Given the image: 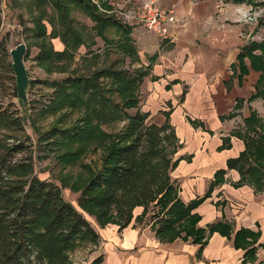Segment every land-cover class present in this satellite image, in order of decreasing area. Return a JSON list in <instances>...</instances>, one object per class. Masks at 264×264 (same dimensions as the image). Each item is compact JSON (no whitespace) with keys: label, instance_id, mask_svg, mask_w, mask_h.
<instances>
[{"label":"trees","instance_id":"obj_1","mask_svg":"<svg viewBox=\"0 0 264 264\" xmlns=\"http://www.w3.org/2000/svg\"><path fill=\"white\" fill-rule=\"evenodd\" d=\"M99 1L105 4L106 0ZM232 1L245 3L247 0ZM36 2L39 6L49 4L53 7L57 22L62 25L59 37L69 48L62 54L47 50L39 57L41 62L62 55L73 58L75 52L86 44V37L74 27L76 19L71 12L75 10L90 18L95 24L91 31L104 41L106 47L112 45L109 39L112 28H118L121 31V38L116 40L118 50L122 56L135 59L131 27L119 26L113 16L103 14L92 0ZM45 28L39 19L35 26L37 39L45 38ZM94 55L96 53L89 51L87 57ZM246 60L253 70L261 73L256 84L257 92L249 100L252 102L264 98V39L252 41L242 48L238 56L241 76L248 73ZM10 70L13 71L12 66ZM147 75L143 68L115 66L87 75L75 72L54 83V99L37 114H56L66 109L84 112L81 121H75L72 128L53 126L48 137L42 138V146H51L48 150L53 151L56 145L61 147L63 141L82 142L87 146L93 143L94 150H103L100 168L83 165L87 177H79L73 183V190L81 192L80 210L64 198L58 186L35 174L33 143L28 138L20 140L14 135H20L24 130L25 117H29L26 114L28 109L25 110L27 105L19 101L22 114L19 111L0 112V264H72L71 253L100 241L99 233L85 214L96 218L101 227L115 224L123 230L131 225L136 207L144 208L143 215L136 222L150 223L157 238L174 240L185 233L184 239L192 238L194 243L203 240L205 232L197 228L200 217L193 211L224 182L226 171L216 173L205 197L188 204L182 202L179 188L171 177L179 162L174 156L180 144L169 122V114L166 123L158 125L151 121L150 113L140 109L141 87ZM130 110L136 112L132 115ZM233 117L228 116L229 119ZM118 122L122 126L116 133L108 134L102 128ZM241 137L245 151L238 158L228 160L227 168L239 171V185L247 184L256 192H263L264 124L255 112L246 119V131ZM14 138L15 141L10 142ZM230 147V141L224 139L219 149ZM81 152L68 153L61 159L67 165L76 164ZM210 231L213 232L214 228ZM103 262L100 255L91 264Z\"/></svg>","mask_w":264,"mask_h":264},{"label":"crops","instance_id":"obj_2","mask_svg":"<svg viewBox=\"0 0 264 264\" xmlns=\"http://www.w3.org/2000/svg\"><path fill=\"white\" fill-rule=\"evenodd\" d=\"M142 1L106 0L102 6L113 11L117 2L135 7ZM156 1L162 8L176 11L178 23L169 26L167 39L142 25H126L131 27L136 50L135 59L126 58L137 64L135 68L148 72L141 89L146 92L142 110L150 113L151 121L158 125L166 123L169 114L180 144L174 156L179 162L171 177L182 202L188 204L205 197L216 173L225 170L226 174L224 182L193 211L200 217L197 228L205 232L201 242L184 239L185 233L174 240L157 238L150 223L136 222L144 212L143 207H136L127 228L110 225L97 230L102 242L99 256H103V264H264V191L258 193L250 185H239V171L227 168L228 160L238 158L246 148L242 133L234 126L240 110L245 103L264 100L261 97L249 102L257 92L261 73L253 70L247 60L248 73L241 76L239 69L242 48L254 41L252 26L240 21L237 13V5L246 4L223 0ZM75 11L84 17L76 18V23L82 26L84 22L92 29L95 24L90 18ZM90 44L86 39L79 50L81 55L87 53ZM252 112L259 116L253 109L250 116ZM159 113L160 119H154ZM229 115L234 117L229 119ZM224 139L231 147L220 150Z\"/></svg>","mask_w":264,"mask_h":264},{"label":"rangeland","instance_id":"obj_3","mask_svg":"<svg viewBox=\"0 0 264 264\" xmlns=\"http://www.w3.org/2000/svg\"><path fill=\"white\" fill-rule=\"evenodd\" d=\"M228 1L232 0H224V2ZM245 4V7L237 5V8L241 6L248 11L263 10L257 22L246 23L252 26L254 30L253 40L256 42L262 41L264 39V0H247ZM42 6H39L36 0H1L0 2V112L7 110L9 112L19 111L21 114L23 113L22 106L19 103L20 100L17 97L15 75L13 71L11 72L10 70L12 63L10 51L19 44L24 43L27 46L24 62L31 79L28 88V103L25 107V110L26 108L28 109L26 114H29V117H25L24 130L20 135H14L20 138V140L28 138L30 139V143H33L32 150L35 153L33 167L35 174L41 180L52 182L58 186L62 190L64 198L78 208L81 192L73 190V183L78 180L79 177H87L85 169L82 167L83 165L89 164L94 169L100 168L103 150H94L93 143L87 146L83 145L84 143L82 142L71 141H63L62 143H64V145L61 147L56 145L57 148L59 147L58 149H54L55 146H53V151L48 150L51 146H42V138L48 137L52 132L53 126L57 125L63 129L72 128L79 119H82L84 112L66 109L56 114H46L43 116H37V114L40 110L48 107L54 99L56 91V88L53 86L54 83L65 79L73 73L77 72L78 75H87L96 70L109 68L111 66H115V68L134 69L137 67V64L133 65L130 59L122 56V53L118 50L116 40L121 36V31L117 30L118 28H112L109 33V39L112 41V45H107L106 47L104 41L91 31V28L88 29L84 22H81V24H83L82 26L74 23V27L84 35L87 41L91 43L90 45L94 47L88 46L89 50L87 53L81 55L79 50L83 46L82 45L75 52L73 58L62 55L61 58L48 60L46 63L41 62L39 57L47 50L51 51L52 54H62V52L69 49L66 43L59 37V30L62 29V25L57 22V13L49 4ZM103 14L107 15L106 13ZM71 16L75 19H82L83 17L82 14L77 11H72ZM110 16L114 17L115 21L119 23V26L125 28L130 27L121 23L114 14ZM39 19H41V23L46 27L45 30L47 33L43 39L36 38L37 30H35V26ZM96 38L99 45L95 40ZM58 48L63 49V51H59ZM91 49L92 53L99 49H101V51L94 56L87 57ZM252 92L254 93L253 86ZM140 96V109L143 111L142 109L144 108L142 106L144 105H142V101L146 98V92H144V90L142 92L141 90ZM243 106V109L240 110L236 118V124L234 125L237 131L242 134L246 131L244 119L250 116V109L259 113L264 124V100L258 99L251 105L245 103ZM165 109L168 111L169 107L165 106ZM135 112L136 110L129 111L132 115ZM160 113L155 115L154 119H160L158 118L160 117ZM21 114H19V116H21ZM121 126L122 123L118 122L112 124V126L103 125L102 128L108 134H113L116 133ZM14 141L15 138L10 142ZM80 148L81 150L78 151ZM71 152H81L79 156L81 158L76 164L67 165V163L63 162L61 157ZM78 209L80 210V208ZM85 216L96 231L98 229H105L110 225H115L110 224L106 227H101L97 223L96 218L90 217L87 214H85ZM143 228H145V226ZM101 245L102 242L98 241L97 244H89L78 248L75 252L70 254L72 264H91L92 261L99 256Z\"/></svg>","mask_w":264,"mask_h":264},{"label":"built area","instance_id":"obj_4","mask_svg":"<svg viewBox=\"0 0 264 264\" xmlns=\"http://www.w3.org/2000/svg\"><path fill=\"white\" fill-rule=\"evenodd\" d=\"M92 1L102 13L114 14L124 25H142L149 32L154 33L163 39H167L170 35L169 26L178 23L175 9L162 8L156 0H144L135 7L130 6L129 2H117L115 4L116 9L113 11H107L104 9L99 0ZM237 13L241 16L240 21L253 23L258 21L263 10L248 11L239 9L238 7Z\"/></svg>","mask_w":264,"mask_h":264},{"label":"water","instance_id":"obj_5","mask_svg":"<svg viewBox=\"0 0 264 264\" xmlns=\"http://www.w3.org/2000/svg\"><path fill=\"white\" fill-rule=\"evenodd\" d=\"M26 52L27 46L24 43L19 44L10 51L11 66L16 79L17 96L25 105L28 103V88L31 82L27 66L24 62Z\"/></svg>","mask_w":264,"mask_h":264}]
</instances>
